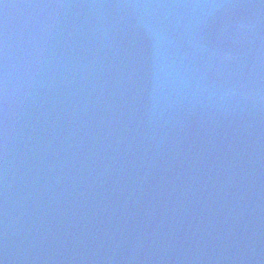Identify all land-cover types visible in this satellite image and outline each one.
Returning a JSON list of instances; mask_svg holds the SVG:
<instances>
[{"label":"water","instance_id":"water-1","mask_svg":"<svg viewBox=\"0 0 264 264\" xmlns=\"http://www.w3.org/2000/svg\"><path fill=\"white\" fill-rule=\"evenodd\" d=\"M0 264H264V0H0Z\"/></svg>","mask_w":264,"mask_h":264}]
</instances>
